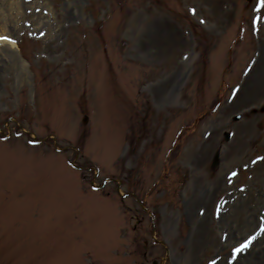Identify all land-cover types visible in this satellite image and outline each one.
<instances>
[{
  "label": "rangeland",
  "instance_id": "1",
  "mask_svg": "<svg viewBox=\"0 0 264 264\" xmlns=\"http://www.w3.org/2000/svg\"><path fill=\"white\" fill-rule=\"evenodd\" d=\"M259 3L0 0V264H264Z\"/></svg>",
  "mask_w": 264,
  "mask_h": 264
},
{
  "label": "bare ground",
  "instance_id": "2",
  "mask_svg": "<svg viewBox=\"0 0 264 264\" xmlns=\"http://www.w3.org/2000/svg\"><path fill=\"white\" fill-rule=\"evenodd\" d=\"M0 37H3V36H0ZM0 43H4L6 46H7V48L8 49H10L11 50V52H13V53H16L17 54V49H16V45H15V43H14V41L13 40H3V39H0ZM18 57V60H19V62L21 63V64H24L25 62H24V60L23 59H21V58H19V56H17ZM253 260L255 259L256 261H258V260H260L261 259V255L259 254V253H257L256 255H254V256H250Z\"/></svg>",
  "mask_w": 264,
  "mask_h": 264
},
{
  "label": "snow or ice",
  "instance_id": "3",
  "mask_svg": "<svg viewBox=\"0 0 264 264\" xmlns=\"http://www.w3.org/2000/svg\"><path fill=\"white\" fill-rule=\"evenodd\" d=\"M258 7L260 6H264V0H260V3L257 5ZM0 39H3V40H10L11 38L10 37H7V36H3V37H0ZM252 239L251 237L249 238V240ZM249 241H244V243L240 244L238 246V248L234 249V251H240L242 250L244 247L247 246ZM209 264H216L215 261H209Z\"/></svg>",
  "mask_w": 264,
  "mask_h": 264
},
{
  "label": "water",
  "instance_id": "4",
  "mask_svg": "<svg viewBox=\"0 0 264 264\" xmlns=\"http://www.w3.org/2000/svg\"><path fill=\"white\" fill-rule=\"evenodd\" d=\"M83 121H85V118H83Z\"/></svg>",
  "mask_w": 264,
  "mask_h": 264
}]
</instances>
